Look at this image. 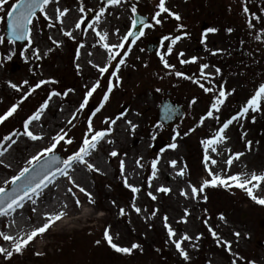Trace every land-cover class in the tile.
Instances as JSON below:
<instances>
[{
	"label": "rangeland",
	"instance_id": "rangeland-1",
	"mask_svg": "<svg viewBox=\"0 0 264 264\" xmlns=\"http://www.w3.org/2000/svg\"><path fill=\"white\" fill-rule=\"evenodd\" d=\"M13 3L15 0H7L5 11L0 12V38H3L0 41V115L13 104L17 109L0 123V150L8 148L10 141L4 140L6 136L16 142L25 139L26 146L20 143L22 146L17 149L14 163V168L19 166L20 172L25 166L32 167L27 161L32 157L34 145L37 155L49 147L54 137L63 135L64 139L49 155L58 154L65 160L83 146L84 139L91 137V123L95 131L111 128L107 133L109 142L105 140L103 148L97 151V157H103L109 166L110 174L92 169L80 178L79 186L91 194V203L77 185L66 190V197L80 201V206L74 201V208L93 213L91 219L73 230H58V220L39 234L40 237L30 241L21 253L7 249L13 251L9 258L0 253V264H264V205L231 181H227L228 187L209 185L203 192L192 194V187L199 189L204 180L211 179L209 170L225 178L242 174L250 179L252 173H264V98L258 110L250 109L238 116L264 84V0H165V6L180 19L161 13L157 17L160 24L153 19L159 11V0H120L116 5L103 0H50L49 4H54L56 9L68 11L59 19L48 15L45 19L46 12L39 11L31 23V35L35 30L36 42L28 40L24 44L6 39V12ZM72 10L78 17L75 25L80 23L81 26H71L67 31L72 34L69 37L64 34L62 21ZM135 14L147 17L151 27L138 42L132 43L128 35ZM230 20L245 27L243 49L250 53L248 65H238L237 59L230 60L228 52L237 48L228 42L231 38L227 37L225 28ZM85 21L89 22L88 26ZM204 25L216 31L203 32ZM50 30L55 31L56 38H52ZM96 32H107L106 40L101 41ZM90 33L94 35L92 44L88 45ZM176 37L179 39L175 40ZM109 40L123 47H115L111 53L103 50V43ZM153 43L156 50L151 53L148 47ZM87 47L88 61L94 50L108 56V62L101 66L107 71L101 73L100 67L93 65L85 69L78 66L81 50ZM35 50H38L36 55L33 54ZM120 60L124 63L119 64ZM164 61L172 67L166 68ZM203 65L208 67L202 69ZM112 72H116V76H112ZM176 72L183 75L177 76ZM40 81L46 83L35 88ZM110 82L112 90L108 92ZM12 84L17 88L11 87ZM97 84L81 109L79 106L86 92ZM30 89L34 90L30 92ZM221 90L226 97L221 98L224 102L217 105V111L212 104L216 103ZM52 92L60 95L52 96L40 119L29 125L38 122L41 130L37 134L40 138L32 140L24 135V122ZM106 92L109 98L104 101ZM166 98L186 113L181 124L172 131L150 125ZM102 103L103 108L100 107ZM125 105L128 108L120 115ZM69 106H72L71 113H76L75 121L64 129L68 114L63 111ZM209 111L212 116H208ZM45 115L47 119L42 122ZM233 116L237 119L225 130L226 139L214 145L224 146V149L216 155L217 163L212 164L211 146L206 150L203 141L214 137ZM60 119H63L61 126L55 123ZM116 124L126 127V132L115 133ZM155 138L166 143L161 151L152 149ZM173 143L175 148L170 147ZM113 151L118 155L111 156ZM235 153L242 155L236 158ZM205 155L209 156L207 161ZM230 157L232 163L229 165ZM126 159L131 163L127 170ZM173 160L175 165L170 163ZM74 165L81 167L82 164L76 162ZM0 175L8 182L5 188L8 190L13 184L11 178L18 174L12 175L5 168L0 170ZM166 175L172 176L171 179ZM129 186L138 191L134 193ZM161 187L170 191H158ZM149 193L156 199L153 200ZM253 195L264 198V181L253 188ZM41 200L45 202L44 193ZM120 208L125 209L123 215ZM135 208L141 211L137 213ZM33 215V210L28 211L31 229L25 231L27 233L46 222L35 225ZM165 217L175 233L171 238L165 227ZM6 228L4 224L1 231ZM106 228L117 245L130 247L136 243L140 247L131 253L116 252L104 240ZM209 229L217 234L216 237ZM185 234L192 239L182 240ZM173 240H180L187 260L179 254Z\"/></svg>",
	"mask_w": 264,
	"mask_h": 264
},
{
	"label": "snow or ice",
	"instance_id": "snow-or-ice-1",
	"mask_svg": "<svg viewBox=\"0 0 264 264\" xmlns=\"http://www.w3.org/2000/svg\"><path fill=\"white\" fill-rule=\"evenodd\" d=\"M50 0H15V3H13L11 5V9L7 10L6 15H7V27L9 30V33L11 35V37H13L16 40H24V39H29V42H31L30 40V29H29V25L32 23L33 17L37 11V9H39L40 12L44 13L45 12V8L46 6L49 4ZM7 3V0H0V12L5 11L4 9V5ZM107 3L109 5H116L120 3V0H107ZM157 7L159 8V11L156 12L155 16L153 17V19L155 20L156 24H160L161 20L157 19V17L160 16L161 13H168L171 16H174L175 19L179 20L180 16L176 13H172L169 11V9L165 6V0H159V3L157 5ZM68 11V9H64V10H59L57 9V19H59L60 17H63L65 15V13ZM81 11H84V9L82 8ZM136 9L135 7L132 8V12L135 13ZM245 12L248 11L247 8L244 9ZM104 9L101 8L100 9V13L103 14ZM47 14L45 13V19H47ZM100 17H97V23H99ZM136 21H133V26H135ZM140 24L144 25L145 27H148L149 25H146L145 22L143 20L139 21ZM76 28H80V23H77ZM251 23H249V27H251ZM181 27H183L181 25ZM95 31V28L93 29ZM209 32H215L216 29L215 28H209L208 29ZM229 31H231V29H229ZM65 35L71 37V32H65ZM96 35H98L101 39V41H105L108 33L107 32H96ZM129 35H133V33L129 32ZM3 38H0V41H2ZM51 39V38H50ZM179 37H176L175 40H178ZM175 40L173 42H175ZM53 43H57L56 41H53ZM103 47L108 49V51L111 53L113 48L115 47H123V45H109L107 43L103 44ZM171 51V48H169V52ZM38 52V50L34 51V55H36ZM193 60H195V57L192 58ZM124 61L120 60L119 64H123ZM182 63H187V61H182ZM164 66L166 68L172 67L171 65H169L166 61H164ZM118 68V65L116 66ZM208 65H203V68H207ZM99 71L101 73H104L105 71H107L106 67H100ZM219 71V69H217V72ZM202 75L204 74L203 71L201 73ZM112 76H116V72H112L111 73ZM177 76H181L183 75L180 72H176ZM117 79H119V77H117ZM25 83H27L25 81ZM46 83V81H40L38 84L35 85V88H39L41 86V84ZM97 85H93V87L91 89H89L85 96L84 99L82 101V103L80 104V108H84L85 105L88 103V99L89 97L92 96L93 92L95 91ZM11 87L13 88H17V85L12 84ZM201 87H203V85H201ZM34 90V89H30V92ZM112 90V84L111 82L109 83L108 86V92H110ZM205 91H209V89L205 88ZM67 93H65L66 95ZM56 95H60V93L57 92H52L49 94L48 98L39 106V108L37 109L36 112H34L31 116L28 117L27 120H25L23 128H24V135H26L27 137L31 138L32 140H37L40 137H38L37 135L33 134L32 131L29 130V125L31 124V122L39 120L40 119V115L41 113L47 108L49 101L51 100L52 96H56ZM226 97V93L221 90L219 92V97L216 100V103L212 104V108L216 109L217 111L219 110L217 105L218 104H222L224 101L221 98ZM108 93L106 92L104 94V101L108 100ZM264 98V84H262L259 89L256 91V93L247 101L246 105L241 109V112L238 114L239 115H243L245 113H247L250 109L253 111H256L259 109V105H260V101L261 99ZM17 109V105L13 104L11 106V108L4 114V115H0V123H2L7 117H10ZM213 113L211 111L208 112V116H212ZM237 116H233L231 119L227 120L224 122V124L218 129V131L216 132L215 136L203 141L204 145H205V149L207 150L210 146H211V151L215 152L217 149L216 147H214V145H216L217 143H219L220 141H223L226 139V136H224V132L225 130L229 127V125L233 122V120H236ZM112 123L114 124L115 121H112ZM135 127V126H133ZM89 130L92 131V135L90 138H86L83 140V146H81L79 148L78 151L74 152L72 155L68 156L67 159L63 160V161H58V158L54 157V156H50L49 154L53 153V150L56 148L57 144L64 139L63 135H57L56 137H54V141L49 145V147L43 149L40 153H38L37 155L32 156L28 161L27 164L31 165V171L30 168L28 166H25L24 168H22L19 172V174L17 176H13L11 178V182L13 184H17L18 187L16 190H14L11 194H6L5 193V189L3 187H0V216H4L9 214L10 212H14L16 209L22 208L24 205V201L25 199H30L32 200V203H36V201L34 199H32V197L34 196H39L41 190L43 187L47 186L48 181H50L51 178H53L55 176V174L58 172L62 175L68 176V169L72 168L73 164L78 162L81 164H85L87 166L88 169L92 170L94 169V165L89 163L87 160H85V156H87L90 152V150H93L96 148L97 143L104 138V136L109 133L111 131V128H108L106 130L103 131H95L92 129V125L91 123H89ZM15 135V134H13ZM5 141H10V143L8 144V147H11L12 144H15L16 141L13 140L11 138V136H6L4 137ZM67 143H72L71 140H67ZM249 145L251 144V142H248ZM170 147L175 148L176 144L173 143L170 145ZM7 151V148L0 150V156L4 155V152ZM111 156L115 157L118 155L117 152L113 151L110 154ZM240 155H242V153H235L234 156L236 158H238ZM44 157H48L47 159H44ZM204 159L207 161L209 159L208 155H205ZM43 160V164L41 163V161ZM57 163H62L63 167H56L55 172L51 171V168L53 165L57 164ZM172 165L176 164V161H171L170 162ZM212 164H216L217 161L216 160H212L211 161ZM232 163V157H230L227 160V164H231ZM154 173H155V169H156V164L155 162L152 165ZM121 169L123 170V162H121ZM96 171H100L99 169H95ZM183 173V169H181V174ZM209 176H211L210 180H204L203 183L201 184V186L199 187V189H197L196 187H192V194L193 196L196 195L197 191L203 192L206 186H225L228 187V183L227 181H231L235 184L236 187L242 188L244 189L248 196L251 197L254 201H256L257 203L264 205V198H258L257 196L253 195V188H255L257 185H259V183L261 181H264V173L262 174H256V173H252L251 174V178H247L246 175H242V174H236V175H231L228 177H222L220 175H217L215 173H213L211 170H209ZM69 180L71 181V177H68ZM255 181L256 183L253 184L252 182ZM74 183V181H73ZM251 185V186H249ZM77 187H79V190L81 192H84L89 199V202H93L91 194L90 193H86V190L83 187H80L79 185H77ZM132 187V186H129ZM72 190L69 189V192H71ZM132 191L135 193L136 191H138L137 188L132 187ZM158 191H163L165 193H167L168 191H170L168 188H164L161 187L160 189H158ZM149 195L152 197L153 200L156 199V197L154 195H152L151 193H149ZM205 200H207V196L204 197ZM76 204L77 206H80V201L79 199H76ZM133 207H135V205H133ZM33 211H35V209H33ZM120 214L123 215L125 212L124 208H120ZM135 211L137 213H139L141 211L140 208H135ZM187 214V213H186ZM47 219L46 222L43 223L41 226L34 228L32 231H30L29 233L25 234L22 238H17V237H13L12 235H8L5 233L0 232V236L3 237V239L5 241H11L12 242V248L16 253H21L22 250L24 249V247L26 245H28V243L30 241H32L35 237L38 236V234H43L47 229H49V227L54 224L56 221L60 220L63 215H65V213L63 211L59 212V213H55V214H45ZM223 219V217H221ZM167 218L165 217V227L168 229V236L169 238L173 237L175 235L173 229L167 225ZM209 231L212 232V235L214 237H216V233L214 231H212L211 229H209ZM236 235L238 236L239 234L236 233ZM182 240H190L192 239L191 237H189L187 234H185L184 236L181 237ZM196 239H199V236L196 237ZM104 240L107 241V243L111 246L112 249H114L116 252L119 253H131L133 249H137L140 246L136 243H133L130 247H122L117 245L116 243L113 242V238L112 236L109 234V230L106 228L105 232H104ZM97 243H100V241H97ZM173 243L175 244L176 249L179 251V254L185 259H188V255L187 253L182 249L181 247V242L180 240H173ZM226 244H228V242H225ZM0 253H4L6 258H9L13 255V251H9L3 247H0ZM39 254V253H38ZM233 264H235V262H233Z\"/></svg>",
	"mask_w": 264,
	"mask_h": 264
},
{
	"label": "bare ground",
	"instance_id": "bare-ground-1",
	"mask_svg": "<svg viewBox=\"0 0 264 264\" xmlns=\"http://www.w3.org/2000/svg\"><path fill=\"white\" fill-rule=\"evenodd\" d=\"M45 12L48 16L53 17L56 19L57 16V9L54 6V4H48L45 8ZM77 15L74 10H72L65 19L62 21V27L67 32L71 26L75 25L77 21ZM101 29L99 28V31ZM34 33L35 30H32V35L30 36V40L34 39ZM50 35L52 38H56L55 31L50 30ZM93 33H90L88 36L87 44H92V37ZM77 35H75L76 38ZM36 42V40L34 41ZM111 45H115L116 42L114 40H109V42H104ZM103 43V44H104ZM103 50H108L103 47ZM105 51V52H106ZM81 59L79 62L80 68H89V65H93L92 67H101L105 65L108 62V56L105 53H102L98 50H94L91 54V58L88 61V47L83 48L81 50ZM103 103L101 104V108H103ZM104 110V109H103ZM64 114L67 113L68 117L66 118L67 123L63 125L64 129L69 128L72 126V124L75 121V114H72V106H69L68 109H65ZM47 119V116H43L42 122H45ZM63 119H60L56 121L55 123L59 126L62 125L60 122ZM38 122L33 123V125L29 126V130L33 132V134L37 135L40 133V128L37 127ZM46 128V127H45ZM126 132V127L119 126L116 124L114 126L115 133H118L119 131ZM122 138V137H121ZM20 143L24 144L23 146H26V142L24 138H21L19 142H16L15 144H12L11 147L7 148V151L4 152V155L0 156V170H4L5 168L9 169L12 175L19 174L17 166L14 168V163L16 162V159L18 157V151L17 149L20 148ZM104 145V141H100L96 149L90 150V156H85V160H87L89 163L94 165V169H99L102 173H105L107 175L110 174L109 172V166L105 164V160L103 157H97V151L102 149ZM36 145H34L32 149V156L36 155ZM216 151H211L212 159H216V155H218L223 149L224 146L218 145L216 147ZM212 161V160H211ZM238 164V163H237ZM237 164L233 167H236ZM126 170L129 169L131 166V163H128V160H125ZM211 166H213L211 164ZM90 169L87 168L85 164H82L81 167H76V165L73 164L72 168L68 169V176L59 174L55 178H53L49 183H47L46 187H43L41 190L39 196L36 198H32L36 201V203L31 206L32 200L25 199L24 205L22 208L16 209L14 212H10L7 215L0 216V232L12 235L13 237H18L22 232L29 231L31 229V223L28 220V211L35 209L34 215H33V223L35 225H39L43 221L47 219V214H55L59 213L60 210H62L65 215H63L62 219L59 220V226L57 229H76L78 226L83 224L84 222L88 221L92 218L93 213L86 212L83 208H80L77 210L74 208V201L75 199L73 197H66V190L67 188H72V185H81L80 178L83 176L86 171ZM71 177V181L68 177ZM172 176L166 175L167 179H171ZM74 181V183H73ZM8 185V182L6 179H4L3 176L0 175V187H3L4 189ZM45 194V202L43 203L41 198L42 194ZM61 212V211H60ZM6 224L7 228L5 231H1L2 227ZM33 228V226H32ZM56 229V230H57Z\"/></svg>",
	"mask_w": 264,
	"mask_h": 264
},
{
	"label": "water",
	"instance_id": "water-1",
	"mask_svg": "<svg viewBox=\"0 0 264 264\" xmlns=\"http://www.w3.org/2000/svg\"><path fill=\"white\" fill-rule=\"evenodd\" d=\"M103 1L107 2V0H103ZM38 12H39V9H37L34 17L37 15ZM141 20H143L146 25L150 26V24H151L148 18L143 17V16L138 15V14H135L134 21H136V23H135V26H132V30H131V33H133V35H129V40L132 42L138 41L143 36V34L146 32V30L149 28V26L145 27L144 25L140 24L139 21H141ZM84 24L87 26L89 25L88 22H85ZM30 27H31V24L29 25V29H30ZM6 38L9 41H12V42L18 43V44H23V43L27 42V40H28L27 38L24 40L14 39L13 37H11L9 30H8V27H7V31H6ZM155 48H156L155 45H150L148 47V50H149V52H154ZM127 108H128V105L123 106L122 110L120 111V115L124 114L126 112ZM184 117H185V112L183 111V109L179 105H177L175 102H173L169 99H165L162 101V103L158 109L157 115L151 119V126L156 127L158 125H162L165 130L172 131L176 126L181 124ZM165 147H166V143H164V141H162L160 138H155V144L153 146L154 152L161 151ZM50 156H54V157L58 158V161L64 160L62 158V156L58 155V154H54V155H50ZM47 158L48 157H45L44 159H47ZM41 163L43 164V160L41 161ZM56 167L62 168L63 164L57 163V164L53 165L51 168V171L55 172ZM30 171H31V168H30ZM59 174L60 173L57 172L55 174V176H57ZM53 178H51L50 181ZM48 182H46V183H48ZM17 187H18L17 184H13L10 187V189L5 191V193L11 194L14 190L17 189Z\"/></svg>",
	"mask_w": 264,
	"mask_h": 264
},
{
	"label": "flooded vegetation",
	"instance_id": "flooded-vegetation-1",
	"mask_svg": "<svg viewBox=\"0 0 264 264\" xmlns=\"http://www.w3.org/2000/svg\"><path fill=\"white\" fill-rule=\"evenodd\" d=\"M246 28L248 29V26H246ZM229 29H231V31H229ZM205 30H208L207 25L203 26L202 31L205 32ZM225 30L227 37L231 38L228 42L234 43L237 47L234 50H230V52H228L231 62H233L234 59H237L239 60V62H237L238 65H248L250 53L243 49V36L246 31L244 25L241 23L238 24L237 21L230 20L229 23H227ZM255 60L257 62L258 58H255Z\"/></svg>",
	"mask_w": 264,
	"mask_h": 264
},
{
	"label": "trees",
	"instance_id": "trees-1",
	"mask_svg": "<svg viewBox=\"0 0 264 264\" xmlns=\"http://www.w3.org/2000/svg\"><path fill=\"white\" fill-rule=\"evenodd\" d=\"M162 264H166V262H161ZM151 264H157V262L151 263Z\"/></svg>",
	"mask_w": 264,
	"mask_h": 264
}]
</instances>
